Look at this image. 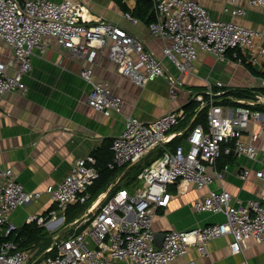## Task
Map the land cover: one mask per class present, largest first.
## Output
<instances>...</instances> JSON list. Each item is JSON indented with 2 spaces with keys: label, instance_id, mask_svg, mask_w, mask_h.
Here are the masks:
<instances>
[{
  "label": "built area",
  "instance_id": "built-area-1",
  "mask_svg": "<svg viewBox=\"0 0 264 264\" xmlns=\"http://www.w3.org/2000/svg\"><path fill=\"white\" fill-rule=\"evenodd\" d=\"M151 1L154 19L147 23L148 30L169 40L162 48L163 56L179 71L190 72L201 52L223 59L229 49H235L234 56L239 50L253 65L264 59V28L213 18L198 0ZM226 1L232 4L225 7L231 14L244 13L243 7L235 5L236 0ZM247 3L264 11V0ZM123 14L132 22L138 20L128 11ZM46 38H53L73 55H83L90 62L104 53L119 73L140 85L166 75L161 58L142 38L117 21L94 15L80 0H0V40L7 50L0 57V102L8 91L26 92L22 76L31 68L34 48L43 50ZM80 75L92 84L86 98L90 106L104 112H121L122 97L112 92L105 81L95 80L91 66L81 68ZM169 82L173 96L181 81L169 77ZM261 82L264 84V79ZM215 83L223 84L221 80ZM221 92L209 87L204 93H193L192 98L199 104L196 110L207 106L205 124L189 126L194 114L184 129L173 130L187 114L182 107L166 110L149 120L125 115L123 128L111 139L112 154L107 167L123 169L155 148H162L161 154L143 167L130 187L101 190L93 196L90 186L98 178L99 168L92 154L77 158L60 181L47 184L43 191L26 190L12 167H0V234L7 235L16 229L9 218L16 207L37 199L42 192L53 203L46 212L25 216L26 223L46 226L52 233L43 255H36L33 247H21L8 238L0 242V264H168L190 246L206 253L208 241L225 233L231 234L229 247L233 252L246 246L248 238L264 240L262 185L259 196L244 202L233 199L227 189L208 188L203 197L192 202L193 210L221 211L225 218L186 229H169L159 246L154 242L152 220L157 208L169 203V184L181 179L203 188L214 179H221L222 172L215 163L221 152L240 153L250 159L257 156L253 141L264 134V113L251 106L264 104V95L222 105L214 101V96ZM251 119L259 122V129L251 132L249 141H244L241 134ZM177 135H182V141L169 146ZM252 172L264 182V163L255 170L243 167L240 176L246 178ZM74 203L87 206L80 216L66 221L67 208ZM70 229L73 231L69 232Z\"/></svg>",
  "mask_w": 264,
  "mask_h": 264
},
{
  "label": "crops",
  "instance_id": "crops-1",
  "mask_svg": "<svg viewBox=\"0 0 264 264\" xmlns=\"http://www.w3.org/2000/svg\"><path fill=\"white\" fill-rule=\"evenodd\" d=\"M80 1L94 15L117 21L142 38L145 45L161 58L166 75L157 76L140 85L119 73L116 65L104 53L97 54L90 62L83 55H73L53 38H46L43 50L34 48L30 57L31 68L22 76V81L27 86L26 92L21 94L15 90L8 91L0 102V167H12L16 179L26 190L43 191L47 184L57 183L77 158L87 154L95 157L96 165L107 162L112 154L111 139L123 128L125 115L131 114L139 119L149 120L166 110L183 107L192 99L193 92H203L209 87L213 91L228 88L253 90L250 96L237 98L230 95L234 101L253 99L256 94L264 95L255 91L257 87L264 86L261 82L264 77L253 74L231 56L219 59L213 53L201 52L194 60L192 70L181 72L169 58L163 56L162 48L169 40L152 35L145 21L139 18L136 22L128 20L123 14L125 11L114 0ZM123 1L128 12L136 6V0ZM198 1L213 18L232 19L245 26L264 28V11L258 6L249 5L247 0H236L235 5L245 9L243 14L236 15L225 9L226 6L232 7L226 0ZM6 51L5 44L0 40V57ZM84 66H91L93 78L105 81L112 92L122 97L121 112H104L87 103V94L92 84L80 75ZM253 66L264 70V59ZM169 77L181 81L175 87L176 93L173 96L169 91ZM216 80H221L223 84L216 85ZM253 106V109L264 113V104L255 103ZM197 122L205 124L206 118ZM179 124L172 129L186 127ZM258 129L259 122L251 119L241 138L249 141L251 132ZM253 143L257 149L255 159L240 153L221 152L215 163L216 168L222 172V178L214 179L207 187L196 188L181 179L167 186L171 194L169 203L158 207L152 220L155 244L161 242V233L169 229H186L225 218L221 211L193 210L192 202L203 197L208 188L227 189L233 194V199L238 198L242 202L259 196L264 182L253 172L246 178L240 176L243 167L255 170L264 163V134H260ZM128 166L103 190H110L113 184L119 183L121 174ZM141 171L136 174L133 184ZM52 205L49 195L42 192L37 199L12 210L9 218L18 228L25 223L27 214L46 212ZM44 227L51 235L48 228ZM230 239V233L211 238L207 243L206 253L190 246L184 254L176 256L168 264H264V240L248 238L246 246L233 252L229 247ZM33 248L37 255V246Z\"/></svg>",
  "mask_w": 264,
  "mask_h": 264
},
{
  "label": "trees",
  "instance_id": "trees-1",
  "mask_svg": "<svg viewBox=\"0 0 264 264\" xmlns=\"http://www.w3.org/2000/svg\"><path fill=\"white\" fill-rule=\"evenodd\" d=\"M118 6L123 11H128L127 6L123 0H114ZM131 15H133L136 18L142 19L146 23H149L154 19V12H153V4L151 0H136V6L132 11H129ZM235 49H229L226 53V55L231 56L233 59L239 60L242 64H244L253 74L259 75L261 77H264V70H259L255 66L251 65L250 62L245 60V57L242 55V53L239 50H236V55L234 56L232 51ZM199 91V90H198ZM217 91V90H216ZM257 92L264 93V86L257 87L255 89ZM195 93V92H193ZM201 93H204L201 92ZM253 94L252 89L247 88H228L226 90H223V92L219 93L218 95L214 96V101L217 103H225V104H236L237 101H234L231 99L230 95H234L237 98L239 97H245L250 96ZM192 97V96H191ZM207 97V96H205ZM198 105V101L195 99L188 100L184 105L183 109L187 113L183 120L180 121L179 125H187L190 121V116L196 112L194 119L191 121L189 126H192L197 121H201L205 119V114L207 110V106L201 107V109L196 110ZM255 105V104H254ZM253 106V105H252ZM251 106V107H252ZM252 108H255L254 106ZM182 135H177L173 137V139L168 143L169 146L173 147L176 143L182 141ZM162 148L157 147L154 150L150 151L144 157L143 164H140L139 160L138 162L132 163L130 166H128L123 173L120 176L121 181L116 182L113 187L109 190V192L113 191L116 187L121 185H128L130 182H134L136 179V174L147 164L150 163L151 160H153L155 157L161 154ZM150 154H152L150 156ZM146 158V159H144ZM99 168V176L95 179L93 184L90 186V191L93 196H95L99 191L105 189L107 185L118 175L122 168H109L106 165V162L102 165H97ZM133 182L130 184V186L133 184ZM53 206V205H52ZM51 206V207H52ZM87 203H74L69 205L66 211V221H71L73 218L80 216L84 209L86 208ZM92 217V216H91ZM84 224H81V226L76 228V231H79ZM73 231V229H70L69 232ZM51 236V237H50ZM12 239L17 242H19L21 247H33L37 246V254L43 255V251L46 246L50 244L52 241V234H48L47 230L43 225H38L35 222L31 223H24L21 227L16 228L14 231L9 232L7 235L0 234V242L4 239ZM34 249V248H33Z\"/></svg>",
  "mask_w": 264,
  "mask_h": 264
},
{
  "label": "rangeland",
  "instance_id": "rangeland-1",
  "mask_svg": "<svg viewBox=\"0 0 264 264\" xmlns=\"http://www.w3.org/2000/svg\"><path fill=\"white\" fill-rule=\"evenodd\" d=\"M152 154H150V156H151ZM144 159H146V158H144ZM141 160V159H140ZM140 164H143V159L139 162ZM143 169V168H142ZM141 169V170H142ZM133 182V181H132ZM132 182H130L127 186H130V184L132 183ZM90 216H91V214H90ZM51 237V236H50Z\"/></svg>",
  "mask_w": 264,
  "mask_h": 264
},
{
  "label": "water",
  "instance_id": "water-1",
  "mask_svg": "<svg viewBox=\"0 0 264 264\" xmlns=\"http://www.w3.org/2000/svg\"><path fill=\"white\" fill-rule=\"evenodd\" d=\"M161 234H162V237H163L164 233L162 232ZM161 240H162V239H161ZM160 243H161V242H160ZM160 243H159V244H156V245H157V246H159V245H160Z\"/></svg>",
  "mask_w": 264,
  "mask_h": 264
}]
</instances>
